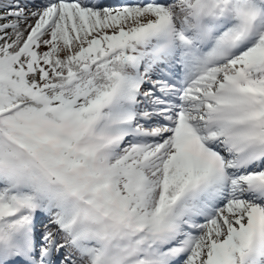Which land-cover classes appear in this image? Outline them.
<instances>
[{"label":"snow or ice","instance_id":"obj_1","mask_svg":"<svg viewBox=\"0 0 264 264\" xmlns=\"http://www.w3.org/2000/svg\"><path fill=\"white\" fill-rule=\"evenodd\" d=\"M0 264H264V0H0Z\"/></svg>","mask_w":264,"mask_h":264},{"label":"rangeland","instance_id":"obj_2","mask_svg":"<svg viewBox=\"0 0 264 264\" xmlns=\"http://www.w3.org/2000/svg\"><path fill=\"white\" fill-rule=\"evenodd\" d=\"M22 3H28L29 0H21Z\"/></svg>","mask_w":264,"mask_h":264}]
</instances>
